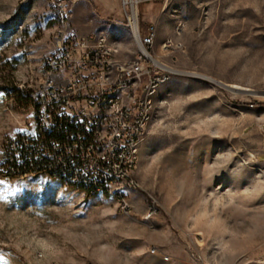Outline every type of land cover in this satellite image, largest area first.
<instances>
[{
    "label": "rangeland",
    "instance_id": "obj_1",
    "mask_svg": "<svg viewBox=\"0 0 264 264\" xmlns=\"http://www.w3.org/2000/svg\"><path fill=\"white\" fill-rule=\"evenodd\" d=\"M63 1L0 0V264H264V163L250 137L264 113V0H138L140 31L155 28L150 54L171 79L132 173L139 187L121 190L128 210L114 194L2 171L8 142L32 130L20 87L37 77L49 44L81 36L75 5L64 13ZM117 9L122 16L123 0ZM92 18V34L125 43L120 58H135L124 15ZM254 220L259 244L251 232L228 233Z\"/></svg>",
    "mask_w": 264,
    "mask_h": 264
},
{
    "label": "built area",
    "instance_id": "obj_2",
    "mask_svg": "<svg viewBox=\"0 0 264 264\" xmlns=\"http://www.w3.org/2000/svg\"><path fill=\"white\" fill-rule=\"evenodd\" d=\"M68 2L74 6L78 0L58 4L64 13ZM138 4L123 0L125 27L138 49L133 60H122L120 44L103 31L48 45L37 77L20 87L29 96L33 125L7 144L2 164L7 179L46 176L89 196L114 194L129 209L121 190L139 187L132 173L156 95L171 79L150 54L155 28L142 34ZM153 214L150 209L149 217Z\"/></svg>",
    "mask_w": 264,
    "mask_h": 264
},
{
    "label": "crops",
    "instance_id": "obj_3",
    "mask_svg": "<svg viewBox=\"0 0 264 264\" xmlns=\"http://www.w3.org/2000/svg\"><path fill=\"white\" fill-rule=\"evenodd\" d=\"M120 1L121 0H89L90 4L92 5L91 8L89 2L86 0H78L74 9L76 13H74L75 15L73 14V16L78 18L79 25L83 26H78V32L80 35L87 36L92 34L91 32L94 26V19L92 17H95L96 20L102 24L110 22L116 23L115 20L120 21L121 18H123V15L121 16L117 9V6L120 5ZM154 1L156 0H140V4L149 5ZM120 29L124 35H127V33L131 35L130 31L125 26ZM119 44L121 45V48L123 47L122 49H124V46L128 48V46L124 45L125 43L121 42ZM127 45H131V43L128 42ZM250 132L252 142L258 148V161L264 163V113L260 117H257L256 121L252 123Z\"/></svg>",
    "mask_w": 264,
    "mask_h": 264
},
{
    "label": "bare ground",
    "instance_id": "obj_4",
    "mask_svg": "<svg viewBox=\"0 0 264 264\" xmlns=\"http://www.w3.org/2000/svg\"><path fill=\"white\" fill-rule=\"evenodd\" d=\"M125 2L128 5L135 7L137 5V3H138V0H136V2H134L133 0H125ZM155 62L157 63V65L161 66L162 68H164L166 70L168 69L164 65H161L160 63H158L156 60H155ZM203 78H205L207 80H210V81H212L214 83H217L218 85H221V86H223L225 88H228L225 85H223V84H221L219 82H215L214 80H211V79H209L207 77H203ZM229 89L231 91H233V92H239V90H241L239 87H233V88H229ZM241 92L252 93L249 90H244V91H241ZM254 95H256V94H254ZM238 225L239 224H237V226ZM215 228H216V230L218 232H220V234H224L225 233V230L221 229L222 228V223H221V220L218 219V218H215ZM246 232H248V233L251 232L253 234L254 238L256 239L257 244H259V242L262 240V236L260 235V225L256 222V220L251 222V225L245 224L243 226H238V227L234 226L230 231H228L229 234L231 233L233 235V239H235V240L241 238V236H243L244 233H246Z\"/></svg>",
    "mask_w": 264,
    "mask_h": 264
}]
</instances>
